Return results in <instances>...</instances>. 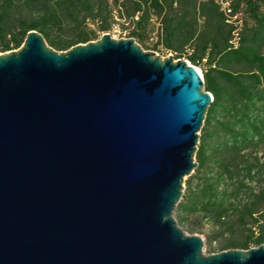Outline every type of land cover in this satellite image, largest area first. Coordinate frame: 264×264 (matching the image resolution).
I'll return each mask as SVG.
<instances>
[{
	"label": "water",
	"instance_id": "95a60500",
	"mask_svg": "<svg viewBox=\"0 0 264 264\" xmlns=\"http://www.w3.org/2000/svg\"><path fill=\"white\" fill-rule=\"evenodd\" d=\"M172 57L37 31L0 55V264H264L206 256L174 218L213 97Z\"/></svg>",
	"mask_w": 264,
	"mask_h": 264
},
{
	"label": "trees",
	"instance_id": "16d2710c",
	"mask_svg": "<svg viewBox=\"0 0 264 264\" xmlns=\"http://www.w3.org/2000/svg\"><path fill=\"white\" fill-rule=\"evenodd\" d=\"M228 1L233 16L245 6L256 23L253 29L242 25L237 47L231 44L237 27L215 0L138 2L132 37L145 36L155 14L169 52H188L187 61L196 68L209 61L203 78L213 102L196 152V173L176 210L180 217L204 214L227 232H247L246 239L230 241L224 250H250L264 245V0ZM112 20L107 0H0V51L20 49L31 31L50 47L68 51L92 42L96 33L87 29L88 22L105 33ZM64 28L73 33L55 36Z\"/></svg>",
	"mask_w": 264,
	"mask_h": 264
},
{
	"label": "rangeland",
	"instance_id": "374dc122",
	"mask_svg": "<svg viewBox=\"0 0 264 264\" xmlns=\"http://www.w3.org/2000/svg\"><path fill=\"white\" fill-rule=\"evenodd\" d=\"M109 2V7L111 12L113 13V20L112 23L115 22V24L119 25L120 33H114L111 32L110 29L103 33L98 31V27L96 24H94L92 21L87 23V29L94 31L96 33L95 36L92 37V42L100 40L105 34H109L113 39L115 40H126V39H134L132 37V33L135 31L136 27L133 23V20L131 19V16L134 15L136 6L138 2H141L144 4L143 0H117L115 2L114 0H107ZM260 14L264 15V5L261 7ZM136 16V15H135ZM134 16V17H135ZM140 18V16H139ZM234 21H238L241 23V25H246L247 29H253L256 26L255 21L251 18L249 12L246 10V7L243 6L241 8L240 13L237 15L236 18L233 19ZM160 18L158 15H152L150 21L147 24L145 36L143 37H136L135 41L138 43L143 50L147 52H155L163 59L169 58V56H173L172 58L177 60H187L188 52L183 53V55H179L175 52H169L164 44L161 41V28H160ZM139 32V29H138ZM141 32V31H140ZM73 32L69 28H64L63 31L56 30V35H61V37H68ZM124 33H127V37H124ZM54 49V48H53ZM57 52H66V51H58L54 49ZM4 54V52L0 51V55ZM181 57V58H179ZM210 68L209 61L204 60L202 64L197 67L199 72L202 76H204V73L206 70ZM199 141L202 135V130L199 132ZM199 147V146H198ZM263 155V156H262ZM261 157H264V153H260ZM197 168L192 173L190 177H187L184 182V189H183V196L186 193L187 190V181L195 175ZM183 196L181 198L182 202ZM246 202L247 198H243ZM178 204V205H179ZM174 218L178 224V226L182 229V231L188 235V236H197L203 239L204 246H203V254L206 256L219 254L224 251L225 246L230 241H236L240 242L244 239H246L248 233L247 232H241L237 229L235 231L227 232L222 227L216 226L210 219H206V216L204 214H196V215H183L179 216V213L177 210L174 212ZM231 220H235L232 218ZM256 234L258 231L256 230ZM254 248V247H251ZM238 250H243L238 248Z\"/></svg>",
	"mask_w": 264,
	"mask_h": 264
},
{
	"label": "built area",
	"instance_id": "2783aa9c",
	"mask_svg": "<svg viewBox=\"0 0 264 264\" xmlns=\"http://www.w3.org/2000/svg\"><path fill=\"white\" fill-rule=\"evenodd\" d=\"M202 2H208L210 0H200ZM216 3L221 7V10L225 13V15L228 17L230 23L234 24L237 29L234 31V38L233 40L231 41V44L234 46V47H237L238 46V43H239V32L241 30V23H239L238 21H234L233 19L237 17V15H232V8H231V5H230V2L228 0H215ZM139 13L133 18L134 21H138L139 20ZM111 32H114V33H120V29H119V25L115 24V22L112 24L111 26ZM124 37H127V33H124L123 34ZM187 61V60H186Z\"/></svg>",
	"mask_w": 264,
	"mask_h": 264
},
{
	"label": "bare ground",
	"instance_id": "6f19581e",
	"mask_svg": "<svg viewBox=\"0 0 264 264\" xmlns=\"http://www.w3.org/2000/svg\"><path fill=\"white\" fill-rule=\"evenodd\" d=\"M199 71V70H198ZM200 73V72H199Z\"/></svg>",
	"mask_w": 264,
	"mask_h": 264
}]
</instances>
